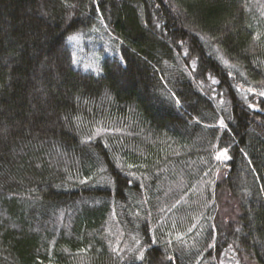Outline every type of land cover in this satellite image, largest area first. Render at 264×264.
I'll use <instances>...</instances> for the list:
<instances>
[{"label":"trees","instance_id":"1","mask_svg":"<svg viewBox=\"0 0 264 264\" xmlns=\"http://www.w3.org/2000/svg\"><path fill=\"white\" fill-rule=\"evenodd\" d=\"M226 252L264 264V0H0V264Z\"/></svg>","mask_w":264,"mask_h":264},{"label":"rangeland","instance_id":"2","mask_svg":"<svg viewBox=\"0 0 264 264\" xmlns=\"http://www.w3.org/2000/svg\"><path fill=\"white\" fill-rule=\"evenodd\" d=\"M70 38H71V41L74 43V45H75L76 49L78 50V52H81V50H84L85 49V45L88 44L89 40L91 39V38H88V37L87 38L84 37L83 34H81V33L80 34L79 33L78 34H74ZM105 42L103 41V39H100L98 41H95L93 45L96 48H99ZM82 67L84 69H89V68H92L93 66L89 62H85L82 65ZM218 157L220 159H224L225 158V151H221L220 153H218ZM231 255L229 254V252H226L222 256V258H223L222 264H236V262H237L236 259L234 257H232Z\"/></svg>","mask_w":264,"mask_h":264}]
</instances>
